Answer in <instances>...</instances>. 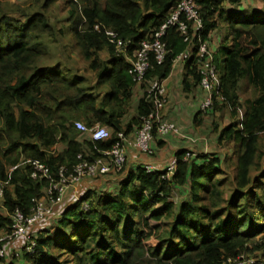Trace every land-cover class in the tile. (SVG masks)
I'll return each instance as SVG.
<instances>
[{
    "label": "trees",
    "instance_id": "trees-1",
    "mask_svg": "<svg viewBox=\"0 0 264 264\" xmlns=\"http://www.w3.org/2000/svg\"><path fill=\"white\" fill-rule=\"evenodd\" d=\"M50 1L45 0L42 9ZM241 1L198 3L201 40L212 42L221 21L230 33L219 38L215 51L217 84L210 111L227 113L229 123L214 132L217 143L230 146L232 155L198 154L185 161L179 150L176 169L168 178L163 170L146 172L143 165L123 170L114 192H86L80 201L59 210L52 223L47 220L38 226L32 254L19 252L20 259H0V264L18 260L19 264H225L241 255L264 264V0H259L261 12L243 18L225 16L223 4L239 7ZM66 2L68 26L58 30L41 13L22 14L27 17L23 23L0 16V181L6 183L0 233L10 231L14 210L28 215L32 200L42 198L49 187L48 182L31 178L32 162L48 167L58 180L59 169L65 176L71 174L79 155L88 162L101 157L119 142L120 134L127 136L139 128L151 111L148 82L166 79L186 48L190 57L183 62L184 77L192 79L191 83L184 79L183 88L188 92L199 87L196 39L187 44L168 29L162 38L169 50L165 60L157 64L151 59L143 81L136 84L129 62L105 34L112 31L129 42L131 55L178 0ZM58 35L72 37V46L97 76L94 85H87L83 76H67L58 66H38L46 53L41 39L55 43ZM103 51L106 60L100 57ZM243 87L252 90V99L242 100ZM136 88L140 95L135 100ZM202 116L198 110L195 127ZM79 121L87 128L107 127L110 137L92 141L75 128ZM172 137L176 136L154 133L152 153L156 144ZM56 145L61 149L54 151ZM177 191L183 198L175 202ZM83 202L87 210L82 209ZM153 238L155 245L145 244Z\"/></svg>",
    "mask_w": 264,
    "mask_h": 264
},
{
    "label": "built area",
    "instance_id": "built-area-1",
    "mask_svg": "<svg viewBox=\"0 0 264 264\" xmlns=\"http://www.w3.org/2000/svg\"><path fill=\"white\" fill-rule=\"evenodd\" d=\"M201 0H178L177 5L172 8L164 22L157 30L150 32L138 47L128 54L129 42L122 41L117 38L112 31H106L108 40L114 44L115 51L125 56L130 64L129 74L136 84H140L148 69L150 68L151 59L157 64H161L169 50L167 44L162 40L166 31L173 28L183 42L191 44L193 39H196L197 49L195 52L196 69L199 73V88L203 93L202 101L199 106L201 113H207L213 105V91L217 84L216 68L214 64V55L217 46L208 41L200 39V33L203 29V19L199 10L198 3ZM97 29V27H95ZM190 50L186 48L180 53L173 65L182 63L189 59ZM146 99L151 102L150 113L142 118L139 128L134 131L132 139H127L122 134L119 135L117 142L110 150L102 152L101 157L93 162H88L78 156L79 163L73 168V171L68 176H65V171L60 168L58 172V180H55L45 165L38 162H32L31 178L35 180H44L48 182L49 187L44 191V195L40 199L32 200V207L28 215H24L20 210H14L10 214L11 227L10 231L3 233L0 237V259L6 262H11L18 252L32 254L35 242V232L38 226L47 222L48 215L52 206H60L63 201V195L66 190L72 189L85 178L97 176H106L112 171H119L124 168L126 163V150L128 147H133L144 155L152 154L151 145L155 135L165 137L168 135L181 136L179 127L173 122L162 121L160 111L164 108L167 102L166 88L163 80L155 79L148 82L146 90ZM75 128L83 133H86L92 141H104L109 138V130L107 127L95 125L92 128H87L83 123L76 122ZM154 131V133H153ZM193 157L189 153H185L184 160L187 161ZM177 164V158L173 156L165 164L163 171L165 176L170 177ZM146 172L155 171L150 164H145ZM5 182L0 181V207L2 208V199L4 197ZM82 194L78 191L73 193V202L80 201ZM44 198H48L51 207H47ZM45 202V203H44ZM83 210L88 209L86 202L81 205ZM59 213V212H58ZM256 261L252 258H246L243 255L235 259L228 258L225 264H255Z\"/></svg>",
    "mask_w": 264,
    "mask_h": 264
},
{
    "label": "rangeland",
    "instance_id": "rangeland-1",
    "mask_svg": "<svg viewBox=\"0 0 264 264\" xmlns=\"http://www.w3.org/2000/svg\"><path fill=\"white\" fill-rule=\"evenodd\" d=\"M45 0H1L0 1V16H10L13 19H18L20 23L25 22L27 17H23L22 14L31 15L35 13H41L44 14L50 24L56 29L67 27V21L66 18L69 14V5H67L66 0H51L48 5L46 6V9H42ZM223 8L226 11V15L229 14H235L239 18H243L248 13L253 12H261L263 4L259 0H242L239 7L230 6L228 4H223ZM214 35L218 36V38L222 39L223 36L226 34V36H230L229 31H226V24H224L222 21L219 22L218 28L213 33ZM42 42L45 44L46 53L44 56L39 58L37 64L40 67H50L54 68L55 66H58L67 76H83L85 78L87 85H94L97 76L94 72L90 71L88 68V63L84 61L81 56L79 55L78 51L72 46L73 39L70 35L65 36H57V41L55 43H51L48 38H42ZM40 40V41H41ZM229 38L226 40V43L229 42ZM215 43L218 44L217 41L214 39ZM106 52H101L100 57L104 60H106L108 57ZM218 63V76L221 74V69L219 68ZM196 91V90H194ZM135 95L134 99L136 100L137 97L140 95V91H138V88L134 90ZM181 94H183L182 89L180 90ZM175 94V90H174ZM179 94V98H176V101L178 104L182 99L188 100L185 96H181ZM167 102L168 104V96L167 94ZM176 96V94H175ZM193 96V95H192ZM241 98L242 100L245 99H252L253 98V92L251 89L242 88L241 89ZM134 101L131 104V107L129 109L128 114L133 113L134 109ZM164 106V108L166 107ZM208 109L207 113H201L203 116L200 119V125L196 127L197 129H194L193 126L192 132H189L188 130L181 132V136L178 137H172L168 138L162 142V144L159 146L156 144L157 151H153L152 154L148 155V157H151L153 161L155 160H161L163 163L170 157L172 158L175 156V153L179 150L184 151V153H189L192 156L198 155V154H207V153H214L219 155L222 158H228L230 155H232V149H230V146L224 145V144H218L217 143V136L218 133L214 132V130H221L225 125L229 123L228 115L227 113H212ZM160 111V117L162 115ZM191 114H189L188 117H190ZM81 122V121H79ZM83 123V122H82ZM98 125V124H95ZM103 126V125H101ZM105 127V126H104ZM195 127V126H194ZM109 130V134L111 133V130ZM174 136V135H173ZM110 137V136H109ZM154 143H157V141H154ZM61 149V145H56L53 150L58 151ZM261 149L264 151V140L261 141ZM160 154V155H159ZM176 157V156H175ZM162 163V164H163ZM232 164V162H231ZM126 166V163L124 165V168ZM226 166V165H225ZM161 170L164 169V166H160ZM121 169L119 171H112L108 175L113 177H118V179L121 178V173L124 170ZM10 170V169H9ZM228 172H231L232 169L229 167L227 168ZM102 176L92 177L91 179H99ZM83 181V180H82ZM112 188H109L111 190ZM78 190V189H77ZM108 190V189H106ZM89 192V191H88ZM45 196V195H44ZM174 201L178 202L183 198L182 194H178L177 192L173 193ZM48 199V198H47ZM46 199V205L47 207H51L49 200ZM45 203V202H44ZM55 206H52L50 209L48 218H50L52 215L55 216ZM2 209L0 207V213ZM2 232L0 233V237L2 236ZM157 243L156 239H151L145 242V244L149 245H155ZM15 258V257H14ZM17 259H20V257H17ZM19 260L16 264H19Z\"/></svg>",
    "mask_w": 264,
    "mask_h": 264
},
{
    "label": "crops",
    "instance_id": "crops-1",
    "mask_svg": "<svg viewBox=\"0 0 264 264\" xmlns=\"http://www.w3.org/2000/svg\"><path fill=\"white\" fill-rule=\"evenodd\" d=\"M214 39L219 44L220 39L218 38V36L216 35L213 36L212 43H215ZM218 44H215V45L217 46ZM184 65L185 64L183 62L174 64L169 76L163 80V83L166 88V92L167 94H169L168 96L169 100H168V104L166 105V107L161 110L162 111L161 119L162 121L175 123L179 127L180 132H183L185 130L192 132L193 131L191 128L192 126L194 129H197L196 127H194L193 117L198 112L200 103L202 101L203 93L198 86L193 87L188 92L184 91L183 83H182L183 80L185 79V81L191 83L190 80L192 79L190 76L186 78L184 77V73H185ZM181 89H182L183 94H181L180 92ZM174 90H175L176 96L174 94ZM179 94H181V96H185V97L187 96L186 97L187 99L189 98V96L191 97L188 100H185L184 98L182 99L181 97L180 103L182 104L179 105L178 102L176 101V98L180 97ZM134 106H135V103H134ZM189 114H191L190 117H188ZM133 135H134V131L128 134L126 138L132 139ZM156 149L157 147H155L154 151H157ZM170 158L164 161L165 163H163L159 159L153 161L151 157H148L147 155L140 153L135 148L130 146L126 150V166L124 168L123 173H126L129 169L134 168L137 165L144 166L145 164L152 165L154 170H161L160 166L165 167V164L170 160ZM118 180H119L118 177H113L110 175L102 176L99 179L85 178L83 181L75 185V187H73L72 189H68L65 191L63 195L62 204L60 206H55V209H56L55 216L52 215L50 218H48L49 223H52L53 220L56 219V217L58 216L59 210L73 203L72 198H73V193L75 191H78L83 196L86 192L94 191V190L106 191V189H108L107 191L114 192L116 190V184ZM109 188H112V189L109 190ZM44 200L46 202V198H44ZM18 254L20 253L18 252ZM18 254H17V257H18Z\"/></svg>",
    "mask_w": 264,
    "mask_h": 264
}]
</instances>
